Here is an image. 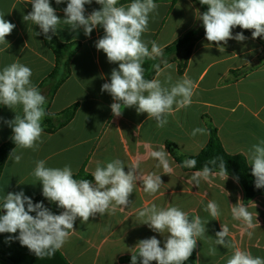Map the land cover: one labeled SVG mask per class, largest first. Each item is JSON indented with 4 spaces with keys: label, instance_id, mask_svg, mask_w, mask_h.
<instances>
[{
    "label": "crops",
    "instance_id": "0c3cea01",
    "mask_svg": "<svg viewBox=\"0 0 264 264\" xmlns=\"http://www.w3.org/2000/svg\"><path fill=\"white\" fill-rule=\"evenodd\" d=\"M49 2L57 16L64 19L63 9L67 0L60 4H56L55 0ZM154 3L158 8L150 14L149 31L142 36L149 51L152 41L164 49L200 22L197 19L200 10L193 0H177L175 3L172 0H156ZM85 8V15H88L101 6L93 0ZM31 11L32 5L27 0H0V13L16 25L6 36L10 47L6 49V45H0V71L19 60L32 70V83L47 96L49 88L46 80L55 67L56 58L42 35H36L40 32L39 26L23 20V16ZM59 28L53 35L58 41L77 42L80 48L71 59L69 77L54 95L46 97V115L49 114L50 122L57 128L53 132L43 131V143L38 150L17 148L16 154H22L20 163H13L9 154L0 175V204L9 192L22 190L30 198L42 193V183L31 175L38 160H45L47 167L70 165L73 174L81 170L91 174L97 162L103 166L113 159H120L124 161L127 172V165L141 158L140 174L161 175L163 185L159 191L149 195L137 181L125 209L117 206L114 212L90 217L86 224L77 218L75 231L57 250L68 264H131L129 258L138 253L135 248L137 242L152 236L160 240L163 247L168 234L153 232L146 224H140L137 217L138 210L152 203L159 207L178 206L189 217L199 215L203 221H208L206 235L199 238L195 248L196 264H226L233 254L234 249L213 244L221 224L229 227L227 240L242 250L250 251L254 257L264 258V194L245 202L242 186L230 175L226 181L219 176L212 177L210 183L201 180L198 187L190 182L191 175L196 171H184L167 146H174L181 156L196 155L205 147L210 135L193 137L192 130L201 127L210 132V128H215L224 149L229 154H242L248 162L249 148L264 140V40L249 36H245L247 39L243 42L230 39L224 45L225 51L220 52L215 42L211 47L206 46L209 42L204 35L194 45L184 73L178 72L177 62H169L174 68L166 69L158 77L161 81L169 73L174 80L187 75L196 87L191 106L169 115L168 123L160 128L154 119H148L147 113L138 114L135 107H122L120 116L113 115L110 105L114 101L109 93L101 91V87L110 82L111 70L118 68V64H110L106 54L95 47V42L104 35L101 26L94 28L90 36L84 34L83 28L73 31L63 23ZM73 106H76L73 118L64 123L66 111ZM15 111L22 114L19 107ZM15 111L0 105V147L13 135L5 121L13 120ZM161 148L169 153L173 168L170 174H164L163 168L157 167L158 161L149 155ZM209 200L219 204L220 220H213L205 211ZM238 200L250 212L258 213L259 225L250 229L253 232L251 238L242 235V222L234 220L231 215V206ZM50 203V211L55 214L59 207L54 202ZM9 236L18 235L0 237L4 242H11L10 245L0 244V249L5 248L8 253L0 252V264H60L56 253L38 258L18 239L9 240ZM213 246L217 252L209 255V248Z\"/></svg>",
    "mask_w": 264,
    "mask_h": 264
},
{
    "label": "clouds",
    "instance_id": "9594fccd",
    "mask_svg": "<svg viewBox=\"0 0 264 264\" xmlns=\"http://www.w3.org/2000/svg\"><path fill=\"white\" fill-rule=\"evenodd\" d=\"M32 5V11L23 16L25 22L38 25L45 39L51 41L52 35L57 33L63 23L71 30L83 28L84 34L90 36L93 29L101 26L104 35L95 42L97 50L106 54L110 64H118L110 74V82L102 85L101 91L111 95L113 103L110 105L114 116L122 114V107H135L138 114L147 113L148 119H154L157 127H164L167 117L175 111L187 108L192 104L195 83L185 75L173 79L169 73L165 80L158 77L166 69L174 68L166 60L161 64H153L157 78L147 80L144 78L145 69L142 66L145 59L156 60L163 57V48L155 41L151 42V51L142 39L144 33L149 31V17L158 8L154 0H132L123 5L119 0H95L101 8L85 15V5L93 0H67L63 9L65 18L57 16L56 10L49 0H27ZM56 4L64 0H55ZM201 5L207 6V11L199 12L197 19L202 21L205 38L211 47L215 42L220 52H224V45L230 39L243 42L247 39L243 32L233 36L232 30L237 26L244 30H251L253 39L264 37V0H199ZM0 13V45L10 47L6 36L10 35L16 25L4 18ZM52 33V35H49ZM5 49V50H6ZM32 70L19 62L11 63L0 71V105L15 111L18 107L21 113H16L11 121H5L13 132L12 140L15 148L10 153L13 163H20L22 154H16V149L38 150L43 143L42 119L45 111L46 97L41 94L36 85L32 83ZM208 136L206 128L197 127L191 136ZM151 158L158 161L157 167H162L164 174H170L169 153L165 148L149 153ZM251 174L255 178V187L264 188V140L253 144L247 154ZM140 159L137 158L127 165L120 159H113L101 166L97 162L95 170L91 173L94 182L88 179H74L70 165L60 167H47L45 160H38L31 175L42 183V195L50 202H54L60 209V214H53L42 202L33 203L21 190L16 193H7L3 197L0 209L5 214L0 215V234L8 233L18 236H9L8 239H18L22 246L38 258L50 257L62 248L74 232V223L80 218L81 223H88L90 217L100 216L114 212L116 207L125 209L130 203L129 197L134 192L137 181L143 191L149 195L156 194L163 182L161 175L149 173L140 174ZM197 160L186 159L182 167L195 168ZM218 167V172L213 168ZM219 176L226 181L229 172L222 156H216L203 165L202 170L191 175L190 182L199 187L201 180L211 182V178ZM238 182V177H234ZM231 206V215L234 220L242 222V235L252 237L254 229L259 222L258 213H253L240 202ZM255 204V203H254ZM27 206V207H26ZM256 207V205H255ZM205 211L213 220H220L221 210L219 204L209 200ZM31 213H35L32 215ZM140 224H146L153 232L166 235L164 246L155 236L141 239L135 248L138 254L131 255V264H185L197 246V241L206 235V224L199 215L189 218V214L178 206L159 207L155 203L145 204L138 210ZM255 221V222H254ZM230 231L227 224H221V230L215 233L213 244L222 245L226 249H234L226 264H264V258L253 256L250 251L242 250L226 238ZM209 248V255H215L217 248Z\"/></svg>",
    "mask_w": 264,
    "mask_h": 264
},
{
    "label": "trees",
    "instance_id": "16d2710c",
    "mask_svg": "<svg viewBox=\"0 0 264 264\" xmlns=\"http://www.w3.org/2000/svg\"><path fill=\"white\" fill-rule=\"evenodd\" d=\"M156 1V0H154ZM177 0H172V2H176ZM194 3L199 8L201 14L205 11H207L206 5H201L199 0H193ZM132 2V0H119L120 4L129 3ZM233 36H235L236 33L243 32L245 36H251V30H244L240 27H236L232 30ZM43 39L46 41L48 46L53 50L56 58V64L53 69V71L48 76L47 83L51 84L50 87V96L54 95L56 90L59 88V86L69 77L71 74V68H70V62L73 56L77 53V51L80 48V44L77 42L73 43H62L58 41L51 33L49 35H52V40L49 41L45 39V36L41 34ZM205 35L204 28L202 25V21L198 23V25L189 31H187L181 38L175 40L172 44L168 45L163 49V56L164 58L162 60H166L168 63L175 61L178 64V72L180 74L184 73L188 61L190 58V55L192 53L193 47L196 44V42L202 38ZM259 39L264 40V37H259ZM178 49H185V54L181 61L175 57H173L171 54L174 53V51ZM161 58V57H160ZM160 58H157L156 60L152 59H145L144 64L142 65L145 69L144 78L147 80L154 79L156 76V71L154 68H152L153 64H161V68L164 66L163 63H161L162 60ZM76 106H73L69 110L66 111V118L65 122L69 121L73 118L75 114ZM42 128L46 132H53L57 127L56 125H53L50 122L49 114L46 115L45 121L42 123ZM172 156L174 157L175 161L181 166L183 161L186 159H195L197 160V165L195 168H181L184 171H200L203 168V165L207 163L210 159L216 157V156H222L226 162V168L229 172V175L234 177H238V183L242 186L245 194V201L251 200L253 197H255L258 194H264V188L257 189L255 187V178L251 174V167L248 165V162L242 154H229L223 147L220 138L218 136V132L215 128H210V137L205 145V147L196 155L192 156H181L178 155L175 151L174 146H171L170 144H167ZM15 147V144L12 140V137L8 142H6L4 145L0 147V175L2 173V170L4 168L5 162ZM210 167L213 168V172H218V167H213L210 165ZM73 178L80 180V179H88L93 181V177L91 174L85 172L84 170H81L77 174H73ZM33 200V203H39L47 199L43 197L42 193L39 194L36 197L31 198ZM27 207V206H26ZM61 211L60 208L57 209L55 214H59ZM4 212L3 209H0V215ZM190 219L192 217H189ZM8 233H2L1 236H6ZM14 235H18V232ZM4 239V238H3ZM5 240H0V244L4 245L5 243L11 244L10 241L4 242ZM8 250V249H7ZM1 253L8 254L5 250V248L0 249ZM57 255L59 253L55 252ZM138 254V253H136ZM60 257V255H59ZM129 261L131 262V257L129 258ZM60 264H68L64 258L60 257ZM138 264L140 262L138 261ZM152 264H156L155 261L152 262ZM185 264H196V250L194 249L191 257L188 261L185 262Z\"/></svg>",
    "mask_w": 264,
    "mask_h": 264
},
{
    "label": "rangeland",
    "instance_id": "374dc122",
    "mask_svg": "<svg viewBox=\"0 0 264 264\" xmlns=\"http://www.w3.org/2000/svg\"><path fill=\"white\" fill-rule=\"evenodd\" d=\"M184 54H185V49H178V50L174 51V53L171 54V55H172L173 57L177 58L178 61H179V60L181 61V59L183 58ZM163 58H164V56L161 57L160 60H162ZM47 87L49 88V92H48L47 96H45V97H49V95H50V87H51V84H50V83H47ZM245 202H246V201H245ZM43 204H44V206L47 207L48 209H51V203H50V201H49L48 199H45V200L43 201ZM53 207H54V206H53ZM54 209H55V208H54Z\"/></svg>",
    "mask_w": 264,
    "mask_h": 264
}]
</instances>
